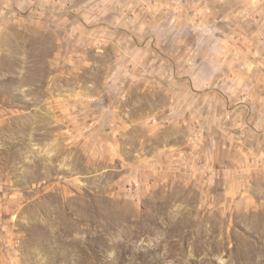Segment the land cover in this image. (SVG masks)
<instances>
[{
    "label": "rangeland",
    "instance_id": "1",
    "mask_svg": "<svg viewBox=\"0 0 264 264\" xmlns=\"http://www.w3.org/2000/svg\"><path fill=\"white\" fill-rule=\"evenodd\" d=\"M261 17L264 0H0V264H264V165L169 88Z\"/></svg>",
    "mask_w": 264,
    "mask_h": 264
},
{
    "label": "crops",
    "instance_id": "2",
    "mask_svg": "<svg viewBox=\"0 0 264 264\" xmlns=\"http://www.w3.org/2000/svg\"><path fill=\"white\" fill-rule=\"evenodd\" d=\"M260 22L264 23V17ZM222 35L212 34V42L205 44L206 62L185 65L181 71L187 74L182 81L173 80L170 92L179 103L207 105L205 109L193 108L192 118L214 119L218 125L226 119L232 121L238 129L226 133L228 141L248 153L255 152V162L264 165V79L259 75L264 72L260 45L264 35L259 31L250 35L230 31ZM190 49L194 52L193 47Z\"/></svg>",
    "mask_w": 264,
    "mask_h": 264
}]
</instances>
